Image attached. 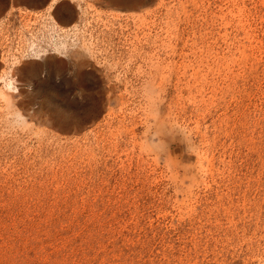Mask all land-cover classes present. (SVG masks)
<instances>
[{"label": "rangeland", "instance_id": "1", "mask_svg": "<svg viewBox=\"0 0 264 264\" xmlns=\"http://www.w3.org/2000/svg\"><path fill=\"white\" fill-rule=\"evenodd\" d=\"M0 264H264V0H0Z\"/></svg>", "mask_w": 264, "mask_h": 264}, {"label": "bare ground", "instance_id": "2", "mask_svg": "<svg viewBox=\"0 0 264 264\" xmlns=\"http://www.w3.org/2000/svg\"><path fill=\"white\" fill-rule=\"evenodd\" d=\"M124 10H125V9H124ZM6 98H7V101H8V102H11V97H10L9 95H8Z\"/></svg>", "mask_w": 264, "mask_h": 264}]
</instances>
